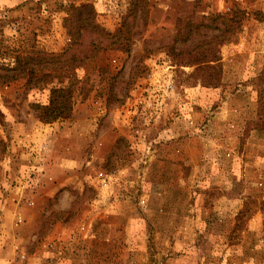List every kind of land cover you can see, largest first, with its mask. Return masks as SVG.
<instances>
[{
  "label": "rangeland",
  "instance_id": "1",
  "mask_svg": "<svg viewBox=\"0 0 264 264\" xmlns=\"http://www.w3.org/2000/svg\"><path fill=\"white\" fill-rule=\"evenodd\" d=\"M22 54L0 264H264V0H0Z\"/></svg>",
  "mask_w": 264,
  "mask_h": 264
},
{
  "label": "trees",
  "instance_id": "2",
  "mask_svg": "<svg viewBox=\"0 0 264 264\" xmlns=\"http://www.w3.org/2000/svg\"><path fill=\"white\" fill-rule=\"evenodd\" d=\"M91 9V6L89 4H82L79 7H73L72 8V14L79 13V12H84ZM91 17H87V21H90ZM89 23V22H88ZM33 60V56L30 54H22L18 55L15 57L14 60L12 61H0V83H7L9 81H12L14 79H17L19 77H25L26 75L27 80L31 81L33 79L31 75V68L29 65L31 64L30 62ZM41 63V59H40ZM44 63L45 64H50V66H54L55 64L59 63V56L54 55V54H48L46 53L45 58H44ZM12 72V73H8ZM49 73H45L43 75V78L49 77ZM243 211L241 210V214L239 212V215L237 216V221L240 220L241 215Z\"/></svg>",
  "mask_w": 264,
  "mask_h": 264
}]
</instances>
